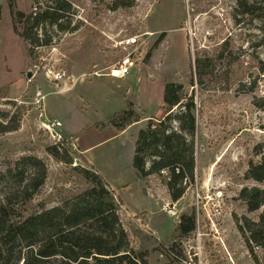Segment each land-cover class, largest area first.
Segmentation results:
<instances>
[{
	"label": "rangeland",
	"instance_id": "1",
	"mask_svg": "<svg viewBox=\"0 0 264 264\" xmlns=\"http://www.w3.org/2000/svg\"><path fill=\"white\" fill-rule=\"evenodd\" d=\"M68 1V29L38 30L41 39L52 40L34 49L37 66L21 36L23 24L14 28L11 2L34 16L50 0H0V88L9 86L8 96H0V122L10 120L17 106L27 108L17 130L0 134V197L14 194L36 173L30 156L43 162L47 178L34 189L29 212L41 202L60 206L82 192L89 183L80 169L95 167L122 199L131 246L145 252L148 264H257L235 218L258 214L249 211L240 191L258 185L246 172L255 146L264 141V109L256 104L264 99V20L242 15L238 0H132L131 7L117 9L114 0ZM248 2L264 6V0ZM129 36L139 44L125 50L120 42ZM129 50L139 63L126 77L95 74ZM198 61L206 64L202 83ZM50 70L67 77L54 81ZM168 82L181 83L197 106L195 179L177 201L162 179H137L132 165L140 129L164 115ZM126 109L142 120L120 132L109 120ZM57 120L62 125L55 131L74 144L68 142L72 163L48 152L59 143L47 128ZM16 200L21 205L25 198ZM184 215L195 217L192 232L180 230ZM172 246L182 251V261L172 256ZM255 253L264 264V249Z\"/></svg>",
	"mask_w": 264,
	"mask_h": 264
},
{
	"label": "trees",
	"instance_id": "2",
	"mask_svg": "<svg viewBox=\"0 0 264 264\" xmlns=\"http://www.w3.org/2000/svg\"><path fill=\"white\" fill-rule=\"evenodd\" d=\"M238 3L237 9L242 15L264 20V6L257 7L248 0H238ZM133 4L132 0H114L112 7L128 8ZM71 11L72 4L68 0H50L44 10L27 16L11 2L14 28L18 31V23L23 24L25 30L21 36L29 41L28 52L35 65L38 66L40 61L34 49L48 45L52 40L50 37L41 39L39 28L49 25L60 30L68 29L65 18ZM205 69L206 64L198 61L201 83L207 73ZM261 70L264 75V63ZM8 91L9 86L0 88V96L7 97ZM163 100V117L150 118L148 126L138 133L132 165L138 179L150 176L162 179L172 199L177 201L184 196L188 181L195 179L197 106L184 86L176 82L166 83ZM256 104L264 109L263 98ZM176 106L180 108L178 112L174 111ZM26 111L25 105L17 106L10 120L0 122V134L17 130ZM133 113L130 109L117 112L109 123L122 132L142 120ZM174 123L178 126L175 127ZM70 149L68 141L61 139L56 145L49 146L48 152L59 160L72 163ZM254 156L249 161L246 177L258 185L244 187L240 198L246 202L249 211L258 212L257 219L236 216L235 221L247 248L259 264L255 249H264V141L255 146ZM28 159L36 173L23 180L20 190L0 197V264H148L145 252L131 246L120 215L122 199L116 196L95 167L80 169L79 173L89 183L82 192L60 206L46 208L41 202L38 209L29 212L34 189L44 185L47 168L37 157ZM163 171L167 174L164 175ZM17 197L25 198L21 205L17 204ZM195 226V217L186 215L179 225L180 230L187 233ZM170 251L177 261L183 260L182 251L175 246Z\"/></svg>",
	"mask_w": 264,
	"mask_h": 264
},
{
	"label": "built area",
	"instance_id": "3",
	"mask_svg": "<svg viewBox=\"0 0 264 264\" xmlns=\"http://www.w3.org/2000/svg\"><path fill=\"white\" fill-rule=\"evenodd\" d=\"M137 44H139V39L137 36L126 37L125 39H123L120 42V45H122V47L125 50L133 48ZM138 63H139V59L134 55V50H129L125 56L120 58L117 62L108 66L106 68V72H104V73L95 72V74L96 75L104 74V75H107V76L112 77V78H124L128 74L131 73L132 69L134 67H136L138 65ZM50 73L52 74V77H53L52 79L54 81L64 80L67 77L66 72L63 70H61V71L50 70ZM61 125H62V123L58 120L57 121H51L48 123L47 128L50 132H52V130H55L56 127H60ZM57 137L59 140L65 139L70 144H73V142H71L70 139L63 138L62 135L58 132H57ZM162 173L164 175H166L167 171H163ZM167 211L171 215H176V213H177L176 209H174V207H170V206L167 209Z\"/></svg>",
	"mask_w": 264,
	"mask_h": 264
},
{
	"label": "water",
	"instance_id": "4",
	"mask_svg": "<svg viewBox=\"0 0 264 264\" xmlns=\"http://www.w3.org/2000/svg\"><path fill=\"white\" fill-rule=\"evenodd\" d=\"M27 76H28V78H31L33 76V72H31V71L28 72ZM52 133L54 136H57V132L55 130H52Z\"/></svg>",
	"mask_w": 264,
	"mask_h": 264
},
{
	"label": "crops",
	"instance_id": "5",
	"mask_svg": "<svg viewBox=\"0 0 264 264\" xmlns=\"http://www.w3.org/2000/svg\"><path fill=\"white\" fill-rule=\"evenodd\" d=\"M75 140H76V138H75ZM76 141H77V140H76ZM76 141H75V142H76ZM136 178H137V177H136ZM137 179H138V178H137Z\"/></svg>",
	"mask_w": 264,
	"mask_h": 264
}]
</instances>
